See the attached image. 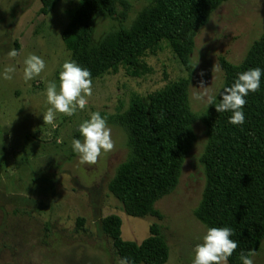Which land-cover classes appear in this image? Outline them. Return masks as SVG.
I'll use <instances>...</instances> for the list:
<instances>
[{
	"label": "rangeland",
	"instance_id": "obj_1",
	"mask_svg": "<svg viewBox=\"0 0 264 264\" xmlns=\"http://www.w3.org/2000/svg\"><path fill=\"white\" fill-rule=\"evenodd\" d=\"M78 3L57 0L44 16L39 0H0V72L5 66L16 68L12 80L0 79V264H120L101 229L102 219L109 215L120 218L121 238L126 241L140 243L156 226L169 247L165 264H192L193 249L206 232L194 218L206 180L199 159L207 135L200 121L193 125L195 141L175 189L154 206L158 217L127 216L107 189L127 156L126 134L112 120L136 97L153 95L186 78L166 40L140 60L141 69L121 66L116 74L92 79L93 94L84 110L73 116L57 113L51 125L43 122L51 107L46 102L47 83H59L61 66L69 60L60 33ZM146 6L143 0L129 2L124 24L129 26ZM115 26L114 19H98L95 37ZM263 33L264 0H227L211 14L195 37L190 57L189 102L195 115L206 110L208 96H217L221 88L219 58L239 64ZM13 48L18 55L10 58ZM29 54L43 58L46 68L25 82L24 60ZM97 111L111 129L114 148L95 164H84L71 141L82 139L79 124ZM253 259L254 264H264V242Z\"/></svg>",
	"mask_w": 264,
	"mask_h": 264
},
{
	"label": "trees",
	"instance_id": "obj_2",
	"mask_svg": "<svg viewBox=\"0 0 264 264\" xmlns=\"http://www.w3.org/2000/svg\"><path fill=\"white\" fill-rule=\"evenodd\" d=\"M139 0H79L71 11L60 40L74 60L91 72L92 79L117 73L121 66L141 69L140 60L166 40L186 72L181 79L151 95L136 97L112 120L126 134L127 156L109 180L107 189L132 218L158 217L155 204L171 193L180 179L184 159L195 141L193 125L200 121L207 143L200 156L205 174L201 200L194 218L204 227H229L237 249L227 264H242L241 253L258 254L264 242V76L260 90L246 97L245 123L230 124L231 112L217 113L209 106L200 115L190 110V57L194 40L211 14L227 0H143L147 6L134 21L124 23L129 2ZM40 14L47 16L57 0H39ZM117 5L121 7L118 11ZM114 19L117 26L95 37L98 19ZM224 87L252 68L264 70V33L255 39L237 65L219 58ZM101 229L110 238L119 260L132 264H165L167 242L156 226L140 243L121 238V220L109 215Z\"/></svg>",
	"mask_w": 264,
	"mask_h": 264
},
{
	"label": "clouds",
	"instance_id": "obj_3",
	"mask_svg": "<svg viewBox=\"0 0 264 264\" xmlns=\"http://www.w3.org/2000/svg\"><path fill=\"white\" fill-rule=\"evenodd\" d=\"M18 55L13 48L8 52L10 58ZM46 68L43 58L35 54H29L24 60L23 79L25 82L33 80L39 76ZM220 71V67L216 66ZM16 72L14 66H5L0 72V79L12 80ZM264 70L252 68L237 75L234 83L230 87H224L217 96H208L207 106H214L217 113L231 112L229 123L233 126H242L245 123L246 97L250 93H256L261 87V78ZM203 87V83H201ZM205 88V87H204ZM93 94V81L91 72L87 68L81 67L74 60H66L59 73V83L50 81L46 86V102L51 106L43 114V122L53 124L57 113L73 116L77 110H84L88 100ZM201 99L200 96L196 97ZM77 131L82 139L71 141L72 151L75 152L82 163L95 164L98 158L114 148L111 137V129L107 121L100 112H93L90 118L81 122ZM2 147V144H0ZM206 232L200 243L193 249L192 264H227L229 257L237 249L238 242L231 239L233 230L229 227L205 226ZM255 251L247 254L241 253L242 264H254L253 257ZM120 264H132L128 257H122Z\"/></svg>",
	"mask_w": 264,
	"mask_h": 264
}]
</instances>
